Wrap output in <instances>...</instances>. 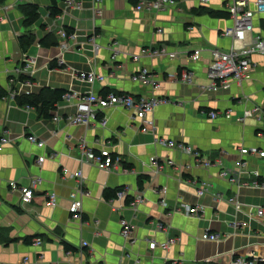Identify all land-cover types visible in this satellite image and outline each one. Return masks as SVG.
<instances>
[{"label":"crops","instance_id":"0c3cea01","mask_svg":"<svg viewBox=\"0 0 264 264\" xmlns=\"http://www.w3.org/2000/svg\"><path fill=\"white\" fill-rule=\"evenodd\" d=\"M81 1V9L65 11L63 0H31L39 17L29 27L24 26L21 8L10 7L8 0L0 4V139L6 136L9 141L0 152V264H231L236 257H264V215H255L264 207V187L251 185L264 181V159L239 154L241 148L264 151V55H252V67L243 81H229L215 92L202 90L209 85L210 51H228L256 35L264 37V13L253 17L251 35L242 43L223 35L233 25L230 17L211 18L206 13H227L224 0H210L207 5L200 0H173L159 12L137 11L138 0ZM53 4L60 14L50 17ZM60 29L75 37L64 52L59 50ZM92 36L99 46L97 53L90 44ZM21 37L32 38L25 50L20 47ZM55 42L56 46H48ZM112 43L118 49L113 60L108 49ZM162 48L175 57L151 55ZM198 50L199 59L192 61ZM29 61L33 70L23 73ZM142 70L157 89L140 83ZM79 71H93L104 81L83 83L77 79ZM183 72L191 75L190 84L179 80ZM11 91L15 98H10ZM54 91L101 97L126 94L136 99L155 96L165 104L152 113L153 135L141 133L132 113L121 107L104 109L98 122L85 127L67 120L75 113L73 99L61 97L48 118L17 104V98L27 95L43 94L52 100ZM246 111L251 115L245 117ZM29 137L43 147L32 144ZM158 138L189 145L216 165L196 167L181 151L155 145ZM84 149H107L120 166L103 171L83 164L79 159ZM39 157L44 158L40 165ZM152 158L174 165L157 172ZM79 170L85 194L80 217L75 219L68 207L78 182L70 174ZM223 170L238 175L241 184L236 187L220 177ZM31 178L38 180L34 197L22 204L10 184L25 187ZM203 183L207 192L199 197L196 190ZM118 188L127 190L124 199L104 200L106 189ZM46 194L56 195V207L47 205ZM135 196H141L142 202L133 210L126 199ZM231 199L243 205L238 215ZM185 205L201 211L186 216L181 208ZM122 217L133 225L128 241L120 236ZM234 219L247 221V227L230 228ZM159 225L168 232L160 231ZM205 231L219 234L222 240L202 241ZM29 238L31 243L26 244ZM168 238L175 239L169 248H148L149 241L160 245ZM34 239H40L41 245L34 246Z\"/></svg>","mask_w":264,"mask_h":264},{"label":"built area","instance_id":"2783aa9c","mask_svg":"<svg viewBox=\"0 0 264 264\" xmlns=\"http://www.w3.org/2000/svg\"><path fill=\"white\" fill-rule=\"evenodd\" d=\"M10 7H19L20 5L27 4L31 0H8ZM94 3H98L99 0H92ZM226 12L229 17L233 21L232 27L226 29L223 33L224 36L232 38L234 41H240L242 43L245 42L246 37L251 35L252 32V19L255 15L264 13V0H224ZM81 0H63V9L67 10H79L81 9ZM210 0H200L202 5H207ZM4 4V3H3ZM173 0H138V3L135 7L137 11L145 10L148 12H159L166 9L167 6L173 5ZM250 4L253 5V9H250ZM7 7L3 5V10L7 11ZM158 32H160L158 30ZM58 38L62 40L59 44V50L61 52L67 51L70 47V43L74 41V35L68 34L66 30L60 29L57 32ZM66 40V41H65ZM74 42L72 43V45ZM90 44L92 46V50L94 53H97L99 46L95 42V37L90 38ZM108 49L111 51V59H116L118 55L117 44L112 43L109 45ZM199 50L194 51L191 55L192 61H197L199 59ZM211 53V65L207 73V78L209 81V85L203 87L202 90L215 92L221 88H226L229 84V81H233L239 83L244 80L247 75V72L252 67L251 57L254 54L264 55V37L260 35H256L249 39L246 44H243L242 47H232L228 51H222L219 49H212ZM151 55L158 58L175 57V53H169L166 49L162 48L159 50H155L151 52ZM134 60L137 57H132ZM32 61L25 62V68L23 69V73H31L33 70ZM59 66L63 65V61H57ZM77 79L86 84H94L95 82L102 83L104 81V77L97 75L95 72H77ZM138 80L140 83L150 85L152 89H157L158 85L152 81L150 76H148L146 70H142L138 76ZM179 80L182 83L190 84L191 75L183 72ZM10 98H15V91H11L8 93ZM73 99L75 101V113L68 117L69 124L72 125H81L85 127H90L91 124L98 122V114L104 109L111 107H121L130 111L132 113V121L138 123L139 131L143 134L153 135L155 132V122L153 119L152 113L154 110L162 104H165V101L157 98V97H149V98H133L126 94H108L105 97L95 96L93 93L82 94V93H65L62 96L63 101H69ZM251 115V112L246 111L245 117ZM210 117L212 119L216 118L214 113H210ZM100 125L103 127L106 124V120L103 118L99 121ZM28 140L35 144L37 147H43V143L41 141H36L35 138L29 137ZM8 138L2 137L0 139V152L3 150L4 145L8 143ZM154 144L163 147L166 149L181 151L184 155H186L191 163L196 167L202 168H210L216 165V163H211L209 161L204 160L201 153L183 143H178L176 141L170 139L158 138L154 140ZM255 154L259 158L264 159V151H259L256 148H241L239 150V154L241 156L247 154ZM44 158L39 157L37 162L40 165L43 162ZM155 158H152V162L156 167V171L160 172L165 167L173 166L174 162L171 160H166L164 164H159ZM79 161L83 164H92L97 169L103 171H113L117 169L119 164V159L113 157L107 149H101L97 152H94L92 149H84ZM241 164V163H240ZM188 168V167H187ZM66 174V173H65ZM72 178H75L78 182V186L75 191H72L69 195V214L77 219L80 217L81 211V197L85 194L82 190V173L81 171L74 172L70 174ZM220 177L226 178L233 186L238 187L241 183L238 175H234L225 170L220 172ZM38 185V180L35 178H31L28 186H18L16 183H11L10 188L13 191L19 192L22 204H28L34 197V190ZM255 188L264 187V181H254L251 183ZM162 194L165 193V190L162 189L160 191ZM207 192L206 184H202L200 188L196 190L197 196L201 197ZM127 190L123 189L116 193V199H124L126 197ZM46 202L47 205L51 208L56 207L57 205V197L55 194H46ZM142 202L141 196H135L132 198L129 203V207L133 210L137 207V204ZM233 203L234 209L237 215L243 210V205L236 201V199H231ZM160 205L163 208L167 207V204L164 199L160 200ZM182 212L186 216H196L199 211H201L200 207H190L188 205L182 206ZM178 211V209H175ZM255 215L257 217H261L264 215V207L255 210ZM247 221H241L240 219L231 220L228 226L232 229H236L238 227L246 228ZM120 226V236L128 241L132 237L133 225L132 222L126 220L125 218H120L119 220ZM160 231L168 232L167 227L159 225ZM201 240L204 242H220L222 239L220 235L217 233H210L208 231L203 232L201 235ZM40 239H34L33 245L40 246ZM175 243V239L168 238L165 242L158 245L154 241L148 242V248L150 250H154L157 247H161L162 249L169 248L170 245ZM86 246V243H83ZM25 262L27 259L24 260ZM231 264H264V257L256 256V257H236L231 261Z\"/></svg>","mask_w":264,"mask_h":264},{"label":"trees","instance_id":"16d2710c","mask_svg":"<svg viewBox=\"0 0 264 264\" xmlns=\"http://www.w3.org/2000/svg\"><path fill=\"white\" fill-rule=\"evenodd\" d=\"M7 0H0V4L5 3ZM19 8H21L22 10V14L24 17V26L29 27L31 25H33L36 20L38 19L39 15H38V7H36L35 5L32 4H23L20 5ZM196 12V11H194ZM207 15L211 18H228L229 15L225 12H221V11H206ZM60 14V11L56 8V5L53 4L52 7L50 8V17H55L57 15ZM67 33L69 34V31H67ZM19 42H20V47L22 50H25V48H27L31 42H32V38H25V37H21L19 38ZM58 44V42L55 43H51L48 46H56ZM64 94L63 91H54L52 93V100H49L46 96H43V94L37 95V96H33V95H27V96H23V97H19L17 98V104L21 107H27V108H34L37 110V112L39 113V115L43 116L44 118H48L49 117V112L51 110H53L54 108V104L56 101H59L60 98L62 97V95ZM141 178L138 181V186L141 188ZM123 190L122 188H118V189H106L103 192V198L106 201L112 200V199H116V193L118 191ZM132 199L127 198L126 199V203L127 205H129V203L131 202ZM26 244H30L31 243V238L26 239L25 240ZM66 250H70V248L68 246H65ZM167 264H173L171 262L167 263Z\"/></svg>","mask_w":264,"mask_h":264}]
</instances>
